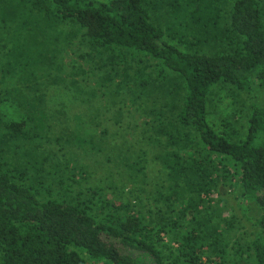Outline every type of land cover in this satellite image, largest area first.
<instances>
[{"label": "rangeland", "instance_id": "374dc122", "mask_svg": "<svg viewBox=\"0 0 264 264\" xmlns=\"http://www.w3.org/2000/svg\"><path fill=\"white\" fill-rule=\"evenodd\" d=\"M180 2L189 7L179 20H169L173 42L213 54L233 48L235 34L220 28L229 0ZM169 3L170 9L175 6V0ZM203 4L207 10L201 9ZM157 12L156 19L162 22ZM200 14L204 21L210 20L208 24H215L219 34L215 39L205 33L207 39L202 35L200 40L197 27V37L183 34L182 20L192 22ZM155 64L151 59L120 64L107 50L92 47L81 26L60 21L33 0H0V105L17 101L23 112L38 118L44 135L42 141L27 138L0 117L3 167L19 170L29 181L41 176L60 188L66 179L61 166L73 160L86 172L89 184L110 197L115 192L128 209L142 210L153 221L173 218L170 204L178 211L188 207L180 213L186 226L198 227L211 241L217 240L216 251L228 246L233 252L232 246L242 245L245 253L240 262H245L251 252L248 245L259 230L254 222L263 210L255 202H244L238 177L218 190L211 180L182 169L197 139L192 133L170 141V132L179 127L176 116L185 89L180 76L159 78ZM263 102L264 89L248 93L221 82L209 95L210 122L218 132L229 130L243 138L253 106ZM77 135L80 140L74 138ZM165 250L169 254V246ZM202 264L216 262L206 256Z\"/></svg>", "mask_w": 264, "mask_h": 264}, {"label": "trees", "instance_id": "16d2710c", "mask_svg": "<svg viewBox=\"0 0 264 264\" xmlns=\"http://www.w3.org/2000/svg\"><path fill=\"white\" fill-rule=\"evenodd\" d=\"M33 1L60 21L81 26L89 44L107 50L118 63L141 64L151 59L162 80L180 76L185 95L176 116L179 127L170 132V141L192 133L197 138L182 169L211 180L218 190L231 177H238L244 202L257 203L263 213L254 222L259 230L248 245V260L240 262L245 253L242 245L232 246L233 252L228 246L216 251L217 240L211 241L203 230L183 223L180 213L188 207L178 211L170 204L174 217L157 222L142 210L128 209L114 197L115 192L110 197L101 187L89 184L86 172L73 160L61 166L66 179L60 188L41 176L29 181L17 169H4L0 160V264H87L84 255L93 264H202L206 256L216 264H264V102L253 106L247 134L240 139L229 130L218 132L209 119V95L217 84L227 83L248 93L264 89L261 0H229L220 28L233 32L236 40L229 51L217 54L183 48L171 40L169 20H179L189 7L180 0L171 9L169 0ZM186 2L191 5L193 0ZM205 5L201 9L207 10ZM201 16L192 22L182 20L183 34L195 37L198 33L202 40L206 33L215 39L219 35L215 24ZM195 28L199 30L196 34ZM16 103L10 100L0 105L5 125L27 138L44 140L38 118ZM81 125L88 126L86 121ZM197 190L201 192L202 186Z\"/></svg>", "mask_w": 264, "mask_h": 264}]
</instances>
